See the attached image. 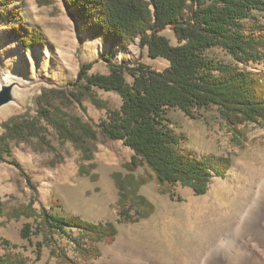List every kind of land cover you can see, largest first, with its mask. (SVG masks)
<instances>
[{
	"label": "rangeland",
	"instance_id": "374dc122",
	"mask_svg": "<svg viewBox=\"0 0 264 264\" xmlns=\"http://www.w3.org/2000/svg\"><path fill=\"white\" fill-rule=\"evenodd\" d=\"M11 7L21 10L25 24L41 29L46 43L43 47L25 50L9 34L11 22L6 15L0 18V81L6 73L19 78L15 79L18 86L14 100L0 108V136L4 134L5 121L39 119L36 125L39 137L33 135L9 142L12 157L32 180L35 189L27 184L20 170L8 162L9 157L0 161V238L14 246L5 249L0 245V255H20L27 264H70L68 259L76 264H128L135 258L125 250L138 246L176 264L174 258L178 255L196 259L205 255V249L213 244L218 251L225 250L229 236L236 229L235 218L239 213L249 216L255 203L256 195L247 193L251 186V180L245 181L250 177L247 168L261 170L262 176L252 179L255 189L264 185V123L240 125L242 135H236L214 106L201 110L196 118L177 109L168 110L172 129L183 137L182 146L193 149L199 156L230 158L231 165L225 176H213L202 195L180 184L159 183L145 165L130 171L126 163L132 151L121 140L107 139L99 132V124L106 118L105 108L96 107L80 90V85L72 83L84 62L94 61L89 74L108 73L101 59L107 54L116 63H133L138 59L156 70L164 69L168 60L150 58L147 48L138 46V39L121 47L85 32L80 23L73 22L65 14L61 0L47 5H39L37 0L16 1ZM254 13L264 23V15L258 11ZM162 34L171 44L179 43L171 29H164ZM206 54L243 67L219 47L208 49ZM247 68L260 72L264 81V63H250ZM125 78L132 81L127 73ZM91 93L108 108L115 109L121 104L120 96L113 91L92 86ZM43 107L51 113L59 112L88 123L98 132L97 139L92 142L91 159H84L72 142L59 140L55 129L39 118L38 111ZM129 173L143 180L136 195L148 205L129 194L127 187H119L118 180ZM215 179L226 186L212 188ZM214 196L217 199L213 203ZM29 204L31 207H27ZM127 206L136 221L117 222L119 210ZM24 207L26 216L21 214ZM42 207L51 213L78 215L89 222H111L117 233L111 242L94 244L88 241L98 254L84 257L77 252L71 239H79L75 229L66 228L67 235L55 233L48 241L43 239L42 233H35L34 226L40 221ZM186 220L192 225L191 229ZM24 223H30L32 228L23 239L20 230ZM229 226L230 231L218 239ZM36 241L43 242L38 259ZM135 260L136 264L146 263L142 259Z\"/></svg>",
	"mask_w": 264,
	"mask_h": 264
},
{
	"label": "trees",
	"instance_id": "16d2710c",
	"mask_svg": "<svg viewBox=\"0 0 264 264\" xmlns=\"http://www.w3.org/2000/svg\"><path fill=\"white\" fill-rule=\"evenodd\" d=\"M16 1L24 0H0V18L6 15L11 22L9 34L25 50L43 47L46 43L43 32L24 23L21 10L11 7ZM61 1L65 14L80 23L85 32L121 47L138 39V46L146 47L150 58L168 60L164 69L156 70L138 59L133 63H116L107 54L101 59L108 73L89 74L94 61L84 62L72 84L80 85V90L96 107L105 108L106 118L100 122L99 132L107 139L121 140L132 151L126 163L128 170L145 165L159 183L187 186L196 195L206 193L213 176H225L230 158L199 156L193 149L182 146L183 137L172 129L168 110L177 109L196 118L201 110L214 106L236 135H242L240 125L264 123L262 74L247 68L250 63H264V23L254 13L264 15V0ZM37 3L47 5L53 0H37ZM166 28L173 31L178 44H171L162 34ZM214 47L225 50L243 67L208 56L206 51ZM126 73L132 77L131 82L126 80ZM92 86L117 93L120 106L108 108L91 93ZM38 114L55 129L59 140L72 142L84 159H91L92 142L98 132L90 124L59 112L51 113L45 107ZM38 122L39 119L5 121L4 134L0 136V161L9 157L8 162L20 170L32 189L34 184L12 157L9 142L33 135L39 137ZM143 183L131 173L118 180L120 188L127 187L129 194L146 204L136 195ZM130 210L128 206L121 208L117 222L136 221ZM21 214L26 216V207ZM39 218L34 231L42 233L47 241L55 233L67 235L66 228L77 230L79 239H71L84 257L98 254L88 241L111 242L117 233L111 222H89L78 215L51 213L43 207ZM31 228L30 223H24L20 237L27 238ZM0 245L5 249L14 247L5 238H0ZM42 245V241L35 242L37 259ZM68 261L76 264L71 259ZM0 264H27V261L20 255L4 253L0 255Z\"/></svg>",
	"mask_w": 264,
	"mask_h": 264
},
{
	"label": "bare ground",
	"instance_id": "6f19581e",
	"mask_svg": "<svg viewBox=\"0 0 264 264\" xmlns=\"http://www.w3.org/2000/svg\"><path fill=\"white\" fill-rule=\"evenodd\" d=\"M15 79L19 78L12 73H6L1 76L2 81H0V83H4L8 80L17 82ZM13 94L15 96L17 95V93H15V88ZM247 169L249 170L250 177L245 175L247 177L245 181L248 183L251 180L249 182L251 186L247 190V193L250 191L251 194L254 193L256 195L254 199L255 203L252 207V213H250L249 216L239 213V216L235 218L234 222H236V229L233 235L229 236L230 242L227 243L225 250L218 251L217 246L213 244V246H208L205 249V255L198 256L196 259L188 258V256L183 254L178 255L174 258L176 264H264V185H262L260 189H255V184H252L254 183L252 179L260 178L262 173L259 169ZM215 185L222 187L226 186L223 185L219 179H215L212 188H215ZM205 198H209V196ZM216 199L217 197L214 196L213 203ZM185 222L188 224V229H191L192 225L190 222H188V220ZM230 228L231 226H229L228 231H225L218 239L228 233ZM251 241H254V243H250ZM125 252L135 259L138 258L142 259V261H146L144 264H171L165 257L153 254L142 247L132 246L127 248ZM135 259L129 260L128 264L138 263L135 262Z\"/></svg>",
	"mask_w": 264,
	"mask_h": 264
},
{
	"label": "water",
	"instance_id": "95a60500",
	"mask_svg": "<svg viewBox=\"0 0 264 264\" xmlns=\"http://www.w3.org/2000/svg\"><path fill=\"white\" fill-rule=\"evenodd\" d=\"M18 86L16 81L0 83V107L14 100V88Z\"/></svg>",
	"mask_w": 264,
	"mask_h": 264
}]
</instances>
